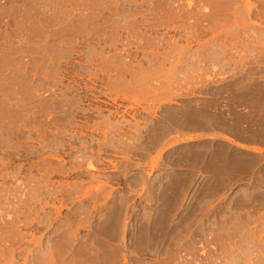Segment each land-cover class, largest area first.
Wrapping results in <instances>:
<instances>
[{
	"label": "rangeland",
	"instance_id": "obj_1",
	"mask_svg": "<svg viewBox=\"0 0 264 264\" xmlns=\"http://www.w3.org/2000/svg\"><path fill=\"white\" fill-rule=\"evenodd\" d=\"M0 264H264V0H0Z\"/></svg>",
	"mask_w": 264,
	"mask_h": 264
}]
</instances>
